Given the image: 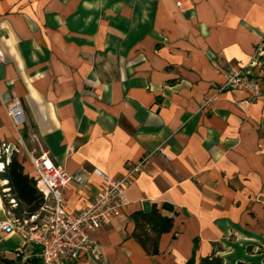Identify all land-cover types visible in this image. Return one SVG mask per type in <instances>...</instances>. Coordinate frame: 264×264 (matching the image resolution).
Returning <instances> with one entry per match:
<instances>
[{
  "label": "crops",
  "instance_id": "obj_1",
  "mask_svg": "<svg viewBox=\"0 0 264 264\" xmlns=\"http://www.w3.org/2000/svg\"><path fill=\"white\" fill-rule=\"evenodd\" d=\"M260 51L264 0H0V140L18 147L25 173L35 177L30 156L45 152L87 173L64 192L76 213L104 184L95 167L122 177L145 159L130 204L97 232L100 261L72 264H200L213 253L264 264V94L224 88V73L244 67L264 83V65L250 66ZM154 203L174 206L163 210L174 226L149 255L132 214ZM32 250L18 233L0 237V264Z\"/></svg>",
  "mask_w": 264,
  "mask_h": 264
},
{
  "label": "built area",
  "instance_id": "obj_2",
  "mask_svg": "<svg viewBox=\"0 0 264 264\" xmlns=\"http://www.w3.org/2000/svg\"><path fill=\"white\" fill-rule=\"evenodd\" d=\"M263 53L260 51L250 66L259 62L264 65V60L259 59ZM224 77V88L245 89L255 97L264 94L263 81L252 76L250 67L229 69L224 73ZM7 113L16 126L25 120L24 110L18 98H14L7 106ZM18 151L17 146L7 145L0 140V161L5 156L8 162L10 155ZM158 152L168 161L171 160L162 147H159ZM30 158L37 187L45 198L44 205L38 212L24 218L16 217L11 209L7 210V218L0 220V237L18 233L26 244L34 246V250L21 253L23 264H72L81 257L98 263L102 252L97 232L110 225L130 204L127 192L145 159L132 164L122 177H112L95 167L93 173L100 177L104 184L89 203L78 212L72 213L65 208V189L69 186L88 185L89 175L85 172L65 171L55 164L47 152ZM2 163L4 164L3 161L0 162ZM10 202L11 208L17 206L14 198H11ZM33 259H39L40 263Z\"/></svg>",
  "mask_w": 264,
  "mask_h": 264
},
{
  "label": "trees",
  "instance_id": "obj_3",
  "mask_svg": "<svg viewBox=\"0 0 264 264\" xmlns=\"http://www.w3.org/2000/svg\"><path fill=\"white\" fill-rule=\"evenodd\" d=\"M5 162L4 170L0 172V178L8 180V193L17 202L15 208H11V202H6L7 210H12L16 217L24 218L38 212L44 205L45 198L38 189L34 177L25 173L23 163L18 159L15 152L11 154L10 160L6 162V157H2ZM10 201V199H9ZM163 210L175 212V208L170 203H164L161 207L154 203L148 210H139L132 214L135 222V229L132 236L142 245L149 255L159 253V242L163 233L169 232L174 226V217L163 213ZM5 264H18L13 260L3 259ZM186 264H195L192 257ZM200 264H225L223 257L213 253L203 257ZM235 264H258L255 262L238 261Z\"/></svg>",
  "mask_w": 264,
  "mask_h": 264
},
{
  "label": "rangeland",
  "instance_id": "obj_4",
  "mask_svg": "<svg viewBox=\"0 0 264 264\" xmlns=\"http://www.w3.org/2000/svg\"><path fill=\"white\" fill-rule=\"evenodd\" d=\"M15 154L17 155V157H19V155H20V153H17V152H15ZM10 157H11V155H10ZM19 159V158H18ZM2 161V160H1ZM9 161V160H8ZM0 169H1V165H0ZM1 171V170H0ZM11 197H10V195H9V197H6L5 199H6V202H10L9 201V199H10Z\"/></svg>",
  "mask_w": 264,
  "mask_h": 264
},
{
  "label": "bare ground",
  "instance_id": "obj_5",
  "mask_svg": "<svg viewBox=\"0 0 264 264\" xmlns=\"http://www.w3.org/2000/svg\"><path fill=\"white\" fill-rule=\"evenodd\" d=\"M3 167H5V165L2 163V164H1V170L3 169Z\"/></svg>",
  "mask_w": 264,
  "mask_h": 264
},
{
  "label": "water",
  "instance_id": "obj_6",
  "mask_svg": "<svg viewBox=\"0 0 264 264\" xmlns=\"http://www.w3.org/2000/svg\"><path fill=\"white\" fill-rule=\"evenodd\" d=\"M3 260V259H2ZM4 261V260H3Z\"/></svg>",
  "mask_w": 264,
  "mask_h": 264
}]
</instances>
